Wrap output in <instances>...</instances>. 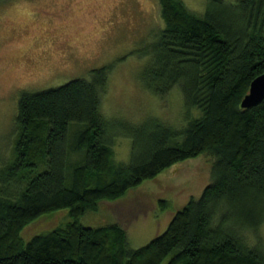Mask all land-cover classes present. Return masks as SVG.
Instances as JSON below:
<instances>
[{"label": "trees", "instance_id": "1", "mask_svg": "<svg viewBox=\"0 0 264 264\" xmlns=\"http://www.w3.org/2000/svg\"><path fill=\"white\" fill-rule=\"evenodd\" d=\"M158 1L164 26L147 85L160 96L178 85L201 115L181 127L139 123L129 130V161L117 163L101 113L108 66L91 80L24 93L17 160L0 174V264H264V100L241 107L264 73V0H208L204 17L181 0ZM204 152L216 157L214 181L146 245L130 250L118 224H81L101 200ZM71 153L82 158L70 163ZM61 209L71 218L65 226L24 241L29 224Z\"/></svg>", "mask_w": 264, "mask_h": 264}, {"label": "rangeland", "instance_id": "2", "mask_svg": "<svg viewBox=\"0 0 264 264\" xmlns=\"http://www.w3.org/2000/svg\"><path fill=\"white\" fill-rule=\"evenodd\" d=\"M181 1L190 12L206 15L208 0ZM163 26L158 0H0V174L17 160L22 95L75 78L91 80L93 70L103 66L110 70L101 113L110 122L115 162L129 161V130L139 123L157 118L181 127L200 116L198 108L186 106L178 85L164 96L147 85L150 54ZM74 141L71 135L70 143ZM78 156L71 153L69 162L82 158ZM215 159L204 152L173 164L121 197L101 200L80 222L89 227L118 224L127 232L130 250L142 247L162 234L176 212L214 181ZM70 220L68 209H61L29 224L21 236L27 242ZM258 235L264 243V223Z\"/></svg>", "mask_w": 264, "mask_h": 264}, {"label": "water", "instance_id": "3", "mask_svg": "<svg viewBox=\"0 0 264 264\" xmlns=\"http://www.w3.org/2000/svg\"><path fill=\"white\" fill-rule=\"evenodd\" d=\"M264 100V73L252 80L248 93L241 101V107L249 108Z\"/></svg>", "mask_w": 264, "mask_h": 264}]
</instances>
